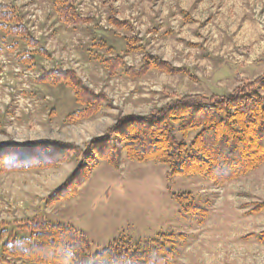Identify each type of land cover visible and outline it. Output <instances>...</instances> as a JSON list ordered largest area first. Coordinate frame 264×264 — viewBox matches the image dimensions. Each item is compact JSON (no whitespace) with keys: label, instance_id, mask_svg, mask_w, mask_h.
I'll return each instance as SVG.
<instances>
[{"label":"rangeland","instance_id":"374dc122","mask_svg":"<svg viewBox=\"0 0 264 264\" xmlns=\"http://www.w3.org/2000/svg\"><path fill=\"white\" fill-rule=\"evenodd\" d=\"M63 1L88 22L63 25L54 0H0L36 42L29 47L0 30V144L57 141L82 153L119 118L145 117L185 95H226L264 73V0ZM116 58L112 70L108 61ZM151 58L179 72L137 76ZM57 69L75 72L103 96L96 114L75 119L83 108L73 92L39 82ZM80 163L0 174V264H31L1 256V248L26 236L23 227L34 220L84 234L92 252L168 234L178 238L175 264H264L256 239L264 231V165L218 187L200 177L170 178L166 167L132 162L122 151L117 169L98 160L72 197L49 205ZM180 194L200 213L184 214L174 199Z\"/></svg>","mask_w":264,"mask_h":264},{"label":"trees","instance_id":"16d2710c","mask_svg":"<svg viewBox=\"0 0 264 264\" xmlns=\"http://www.w3.org/2000/svg\"><path fill=\"white\" fill-rule=\"evenodd\" d=\"M53 8L65 26L88 22L75 13L70 2L54 0ZM110 23L121 26L117 21ZM0 30L29 47L36 45L20 18L2 5ZM119 62L118 58L109 60L108 67L114 70ZM149 69L166 74L179 72L151 58L144 60L137 76ZM39 82L61 85L73 92L75 103L83 108L75 119L92 117L104 100L71 70L44 71ZM122 151L132 162L166 167L170 178L200 177L222 187L248 175L264 165V73L226 95H185L145 117L119 118L105 137L88 144L82 153L71 144L57 141L2 143L0 174L42 171L79 159L77 170L48 197V204L53 205L72 197L98 160L117 169ZM174 199L184 214L200 213L189 194ZM23 231L26 236H13L2 246L1 256L31 264H175L177 259L178 238L168 234L143 243L116 240L92 252L84 234L60 223L34 220ZM256 239L264 245V231Z\"/></svg>","mask_w":264,"mask_h":264}]
</instances>
